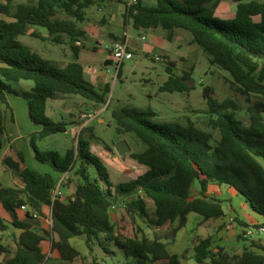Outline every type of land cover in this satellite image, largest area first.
I'll list each match as a JSON object with an SVG mask.
<instances>
[{"label": "trees", "instance_id": "16d2710c", "mask_svg": "<svg viewBox=\"0 0 264 264\" xmlns=\"http://www.w3.org/2000/svg\"><path fill=\"white\" fill-rule=\"evenodd\" d=\"M4 1L0 3V14L10 19L0 18V150L7 141L6 113L12 114L7 95L20 96L27 101L30 122L41 127L29 135L34 158L53 173L25 166L20 153L16 161L4 158V164L16 171L21 184L0 183V206L10 217L6 220L0 215V232L10 227L20 232L11 233L14 250L0 241V264H75L81 253L70 239L80 236L90 254L97 245L106 254L115 256L119 252L127 264H182L188 250L170 254L167 247L185 226L187 215L194 212L205 220L224 216L222 200L207 195L211 182L227 185L264 217V0H236L232 19L216 16L220 0H152L151 4L138 0L125 6L123 18L132 21L136 30L161 29L168 40H172L175 29L190 32L210 64L230 74L241 95L255 94L261 99L248 107L249 123L244 124L231 110L235 108L231 100L219 102L212 97L211 89L205 88L208 113L214 116L210 124L220 134L214 143L210 133L192 122L186 126L157 123L156 112L151 109H111L117 130L133 133L145 145L142 152L130 155L147 169L120 182L110 179L102 160L91 151L95 137L90 125L81 128L73 147L64 154L37 147L38 140L63 133L70 124L46 114L49 99L77 95L96 108L106 103L110 84L97 90L85 78L84 67L78 61L80 47L72 46L73 59L60 66L19 39L26 35L42 38L40 32L29 33L37 26L46 29L47 36L58 44L63 42L62 35L79 41L84 31L76 21L58 17L56 6L80 21L91 1L39 0L36 4H19L14 11L10 8L13 0ZM166 63L169 71L172 63ZM187 76L169 74L160 90H189L184 81ZM17 78L32 81V88L13 89L8 81ZM65 173L78 177L75 191L64 199H53V189ZM147 199L153 203V214L147 210ZM117 205L134 224L140 220L154 229L153 236H147L141 227L135 228L132 236L117 230L110 217V210ZM44 207L50 209L51 222L40 234L31 220L36 218L33 214L44 216ZM20 210H26L23 218L18 215ZM240 223L245 228L264 226ZM167 224L173 225L170 232L159 233ZM44 240L50 241L58 261H47L40 249ZM193 250L199 264H264V245L253 240L240 254L224 247L214 250L209 237L199 239ZM90 264H97V259L93 257Z\"/></svg>", "mask_w": 264, "mask_h": 264}, {"label": "rangeland", "instance_id": "374dc122", "mask_svg": "<svg viewBox=\"0 0 264 264\" xmlns=\"http://www.w3.org/2000/svg\"><path fill=\"white\" fill-rule=\"evenodd\" d=\"M90 4L85 7L83 20L77 21L75 18L69 17L60 7L56 6L57 15L60 18L70 19L76 21L77 27L84 31L83 38H78L81 41L79 44L77 41L71 40L66 35H62V43L58 44L51 40L47 35V30L41 27H31L29 33L40 32L42 38L26 35L21 36L19 39L24 44L29 46L32 50L38 52L43 57L51 59L60 66H65L69 61L73 59L72 46L80 47L81 57L79 62L86 66L90 64L95 68H101L105 58L108 56L107 46L109 45L108 36L105 31L109 28L107 25L109 19V12L116 13L117 15H123L125 9L126 0H90ZM39 0H13L11 2V11H14L19 4H36ZM0 3L4 4V0H0ZM146 4L153 3L152 0H145ZM217 17L221 19H228L222 15L215 13ZM0 18L10 19L9 17L0 14ZM125 29H121L118 32V36H122ZM129 36L132 38H137L138 31L134 28L132 21L129 22ZM158 35L164 37V41L161 44L155 45V52L149 55H144L141 52H134L133 57L130 60H126L122 66L117 69L115 63L111 62L107 67H103V70H108L110 91L106 94L107 110L103 111L99 117L104 118V123H100L98 120L91 122L93 128V135L95 139H92V152L97 155L106 166L102 157L104 153H108L107 149L110 148L115 156H119L115 151V147L118 143L124 141L130 148V151L124 156L128 159V166L132 171V176H135L138 172L133 168L131 153L142 152L145 149V145L130 132H119L115 121L111 118L110 111L113 108L125 107L128 109H140L147 110L151 109L156 112L154 121L157 123H169L175 125L176 123L186 126L188 122H192L197 128L206 131L212 135V143L219 139L220 134L217 129H213L210 124V118L214 117L208 113L207 99L204 96L205 88H210L213 95L219 102L224 100H231L234 107H231L238 119L242 120L244 124L249 123L248 107L255 101L261 98L255 94L241 95L237 90L236 86L232 82L230 74L220 69L219 67L210 64L209 57L207 54L192 40V35L190 32L184 29H175L174 36L172 40L166 38V32L158 29L156 31ZM144 36H146L144 34ZM97 40V49L92 50L93 45H95V40ZM149 42L148 37L146 36ZM84 40V41H83ZM180 45V46H179ZM79 51V52H80ZM160 54H170L172 57H178L180 54L184 55V58L178 59L177 62L170 66V70H166L167 60L164 58V62L160 60H155L157 53ZM162 57V55H160ZM88 62H87V61ZM87 62V63H86ZM169 74L175 77H184L185 74L188 76L184 79L190 88L187 91H161L160 87L167 80ZM13 89L18 91H29L33 86V82L24 79H11L8 81ZM104 88V87H103ZM102 88V89H103ZM99 90L98 88H96ZM69 104H74L76 106V115L82 113V109L78 106V101L76 100L77 95H72ZM76 98V99H75ZM9 105L13 112L16 114V122H11L9 111L6 113L5 118V129L7 134L6 144L11 140V132L15 136L16 131L19 128H26L25 123L28 125V116L22 115V109L25 112L26 105L22 97L14 96L12 94L7 95ZM84 108H90V106ZM90 105V104H89ZM101 107L104 104L100 105ZM79 108V109H78ZM94 109V108H93ZM85 112V111H83ZM23 116V117H22ZM76 117V116H74ZM40 129L38 126H33ZM79 133V132H78ZM77 133V134H78ZM72 139L73 144L76 141V136ZM90 133L88 132L87 135ZM54 143L53 136L47 137L37 141V147L41 150L45 149V146ZM104 152V153H103ZM102 153V155H101ZM61 154V153H60ZM24 161L30 162L27 153H23ZM120 158V157H119ZM30 166V165H29ZM28 167V166H27ZM30 168V167H29ZM108 173H110V167L106 166ZM39 171V170H38ZM41 172V171H40ZM43 173V172H42ZM112 179H116L113 174ZM78 181V177L74 173L69 174V179L64 183L65 195L69 196L71 191L75 188ZM196 189V190H195ZM194 192L197 191V187H193ZM225 198L230 195L225 193ZM233 198L232 205L238 211L240 201L242 205H245L244 197L239 195L238 198L231 196ZM147 202V210L149 214L152 212L153 203L149 199ZM227 210H230V203H224ZM245 212L251 213L248 207H245ZM111 221L117 230L123 229L125 234L134 235V228L141 227L145 234L149 237L153 236L154 229L149 228L146 223L137 221L136 224L132 222L131 219L127 218L125 211L121 206L117 205L115 208L111 209ZM239 212V211H238ZM236 215V214H235ZM37 215L36 218H39ZM241 217V215H240ZM258 221L264 223L262 217L257 218ZM201 221H205L202 216L197 213H189L186 228L189 234V241L187 244L188 253L193 250L196 242L206 235L213 234L214 230L208 227V224L212 222H207L203 224V227H199L198 224ZM35 224L39 223L34 221ZM216 223V222H215ZM216 225V224H215ZM173 225L167 224L158 230L159 233H169ZM253 227H246L245 230ZM9 228L3 235L2 239L4 243L10 246V249L14 250V243L11 237V230ZM202 230V235L199 232ZM219 231V230H217ZM214 235V234H213ZM248 237L249 240L258 241L261 245H264V232L255 233L252 236H246L244 233L240 236ZM186 237H180L179 242L176 244L178 247L182 246L185 242ZM212 242V240H211ZM46 245V243H44ZM83 243L79 240L76 241V246H80ZM48 245V244H47ZM258 250V249H256ZM115 251V250H114ZM260 251V250H258ZM99 255L104 253L103 251L97 250ZM115 253V252H114ZM187 253V256H188ZM104 255V254H103ZM106 264H127L125 259L119 252H116L115 256L106 255ZM91 258V257H90ZM87 258H81L79 264H88ZM101 264V263H100ZM182 264H199L195 260L192 262L183 261Z\"/></svg>", "mask_w": 264, "mask_h": 264}, {"label": "crops", "instance_id": "0c3cea01", "mask_svg": "<svg viewBox=\"0 0 264 264\" xmlns=\"http://www.w3.org/2000/svg\"><path fill=\"white\" fill-rule=\"evenodd\" d=\"M235 1L236 0H220V3L218 4V6L216 8V13L222 15L225 18L232 19L235 16V9H236ZM243 1H250V0H243ZM257 1H262V0H257ZM109 13H110V15H109L110 17H109L108 23H107L109 28L105 31L106 35L108 36V40H109V45L107 46L108 56L105 58L101 68H95L94 66H91L90 64L83 66L85 78L89 82H91L95 88H98L99 90H101L105 86V84L109 83L110 76L108 74V70H103V67L105 68V67H107V65L109 63H111V59H110L111 49L110 48L112 46V43L117 38H119L118 32L121 29L122 30L127 29V28L129 29V22H125L123 15H119V14L117 15L116 13H113V12H109ZM137 31H138V35H137L138 37L137 38L130 37V40H129L130 48H131L133 53L138 51V52L143 53L144 55H149L150 53L155 52L154 51L155 45L161 44L162 41H164V39H165L164 37L158 35V33L156 32L157 30L154 32L144 31V30H137ZM144 34L148 37L149 42H146L147 39H145V40L141 39L140 36H144ZM94 40H95V45H93L92 50H96L98 47L97 46V43H98L97 40L96 39H94ZM81 51L79 52L78 61L81 57ZM156 55H159V56L162 55V57H164L167 61L171 62L172 64L177 62L178 59L184 58L183 54H180L178 57H172L168 53L167 54H163V53L160 54V52H159ZM167 69L168 68L166 66V70ZM72 98H74V97H72V95L60 96L57 98L49 99L46 102V114L49 117H51L55 121H65V122H68L70 124L68 125L65 132L55 133V134L47 136V137L53 136L54 143L45 146V149H43V150H55L61 154H64L68 149L73 147L74 144H73L72 139L74 138V135L77 134L81 130V126H80V117H79V115H76L77 114V112L75 111L76 106H74V104L68 103L69 102L68 99L71 100ZM23 100L25 102L26 109H25V112L22 109V115L28 116L27 101L25 99H23ZM76 100L78 101V104H79L78 106H80V108L82 109V112L93 109L91 104L89 102L85 101L84 99H82L81 97H78ZM86 104H88L87 106H90V108H84L86 106ZM99 107H100V105L96 108H99ZM96 108H94V109H96ZM9 113H10V111H9ZM74 116H76V117H74ZM9 117H10L11 122H14V123L16 122L17 117H16V114L13 112V110H12V114L10 113ZM27 120H29V118ZM95 120H98L100 123H104L103 117H98ZM28 122H29L28 125L25 123V126H26L25 130H24V128L18 127L15 136H13V132H11V135H10L11 140L9 141V139H8L7 144H5V146L0 150V183L4 186H10V185H14V184L20 185L21 184V181L19 180L16 171L14 169L7 168L6 165L4 164V158L5 157H10L14 161L18 160V154L19 153L21 155H23V153H27L28 156L30 157L29 158L30 162H28V163H27V160L24 161V158H23V162H24L25 166L37 169L41 172L53 173L51 168L48 165L41 164V163L37 162L36 159L34 158L33 151L29 145V135L33 132L40 130L41 127L38 126V127H40V129H38L36 127H31L30 124H32V123L30 122V120ZM89 125H91V123ZM33 126H36V125L33 124ZM47 137H45V138H47ZM45 138H43V139H45ZM90 148L92 151V143H91ZM107 150H108L107 151L108 153L103 152L104 155L101 157H102L103 161L106 163V166L110 167L109 175H110V179L113 182H120V181H124V180L130 179V178H135L138 175L142 174L147 169L146 166L141 165L132 159L133 164H131V165H133V166L136 165L138 167L136 170L140 171L135 176H132L133 173L128 166V164L130 163V162L128 163V159H126V157L115 156V154L112 152V150H110V148ZM101 155H102V153H101ZM113 174L116 176L115 180L112 179ZM196 187L197 186H194V188H196ZM64 189L65 188L63 187V190ZM225 190H226V193L230 195L227 198H225V196H223L225 193ZM74 191H75V188L71 191L69 196H71L74 193ZM64 193H65V190H64ZM207 195L212 196V197H216V198L222 200V208L224 210V216L219 218V219H209V220L204 219L205 221H201L198 224V226L200 228L203 227V224H205L207 222H209V223L212 222L211 224H208V227L212 228L214 230V233H213L214 235L209 234V235H206L205 237H202L201 236L202 230L200 229V232H199V234L201 236L200 239H204V238L209 237L212 240V248L214 250H216L218 247H224L227 251H229L232 254H240L245 248L250 246L251 241H252V240H249L248 237H244L243 235L239 237V235L244 233V230H245V227L242 226L240 221H243L244 223H246L248 225L260 224V222L258 221L257 218L262 217V216L258 215L256 212H254L250 208V205L247 202H245V199H243L245 202V205H242V203L240 201L239 209H238L239 212H238L233 207V205L231 204L233 201V198L231 196L238 198L239 195H237L236 192L234 190H232L231 188H229L227 185H224V184L219 185L216 182H211L208 184ZM225 202L230 203V208H231L230 210H227V208L224 204ZM245 207H248V209L250 210L251 213L245 212V210H246ZM25 211L26 210L18 211V215L20 218L24 217ZM43 212H44V216H40L39 218H35V219L31 220V223L33 224V229L40 234L42 233V229L47 228L51 222L50 221V209H49V207H44ZM153 212H154V206L152 207L151 214H153ZM125 214H126V212H125ZM0 215L3 218H5L6 220L10 219L8 213H6L1 206H0ZM111 215H112V211L110 210V217H111ZM240 215H241V217H240ZM126 216H127V218H129L127 214H126ZM188 216H189V214L187 215V219H188ZM262 218L264 219V217H262ZM34 221H38L39 223L35 224ZM186 224H187V221H186ZM186 224L183 228H181L177 232L175 239L169 243L167 248H168V251L170 254H180L185 249H187V244L189 241L190 232L187 229H185ZM217 230H219V231H217ZM6 231L0 232V241L4 245H8V244L4 243V241L2 239V235ZM14 231L16 232V234H18L20 232L18 230L12 229L11 233ZM120 231L125 233L123 231V229H120ZM134 231H135V228H134ZM183 236L186 237V240L182 246L178 247L176 244L179 242L180 237H183ZM55 239H57L56 235H55ZM77 240L78 241L80 240L83 244L80 246H76ZM70 242L81 253V257L75 261V264H79V260L81 258H87V260L89 262L88 264H90L92 262L93 257H95L97 259V264H100V263L106 264V262H107V261H105L107 258L106 255H109V259H111L110 258L111 255L106 254V253H102L101 248L97 245H93V253L90 254L88 251V248L85 245V241H84L83 236L74 237V238L70 239ZM44 243H46V245ZM40 249H41L42 253L45 254L48 262L59 260L57 252L51 249L49 240H44L40 244ZM253 249H255V248H253ZM97 250H99L101 252L100 253L101 255H99ZM110 250L111 251L114 250L113 247H110ZM192 260H194V250H192V252L190 251L188 253L187 260H185V261L192 262Z\"/></svg>", "mask_w": 264, "mask_h": 264}, {"label": "built area", "instance_id": "2783aa9c", "mask_svg": "<svg viewBox=\"0 0 264 264\" xmlns=\"http://www.w3.org/2000/svg\"><path fill=\"white\" fill-rule=\"evenodd\" d=\"M138 0H126L125 1V6H130L132 4H135ZM142 40L146 39V36H140ZM129 40H130V36H129V31L128 28L125 29V31L123 32L122 36H120L119 38H117L111 46V53H110V59L111 62L115 63L117 66V69H119L122 64L126 61V60H130L133 57V52L130 48V44H129ZM81 41H77L76 43H80ZM155 60H160L164 62V57H160V56H155ZM107 110V104H104V106H100L99 108L96 109H91L85 112H82L80 115V126L85 127L88 126L92 121H94L95 119H97L99 117L100 114H102L103 111ZM134 169H137L138 167L135 165L133 166ZM69 174L65 173L63 174L60 179L58 180L55 188L53 189L52 192V198L56 199V198H61L64 199L67 196L64 193L63 187H64V183L65 181L68 179ZM22 209H25L24 207H22ZM34 217H37L36 214H33ZM264 232V226L258 227V228H248L247 230H244V234L246 236H252L255 233H261Z\"/></svg>", "mask_w": 264, "mask_h": 264}, {"label": "water", "instance_id": "95a60500", "mask_svg": "<svg viewBox=\"0 0 264 264\" xmlns=\"http://www.w3.org/2000/svg\"><path fill=\"white\" fill-rule=\"evenodd\" d=\"M187 85L189 84L187 83ZM115 151L119 156L124 157L130 151V148L128 147L126 142L122 141L116 145Z\"/></svg>", "mask_w": 264, "mask_h": 264}]
</instances>
